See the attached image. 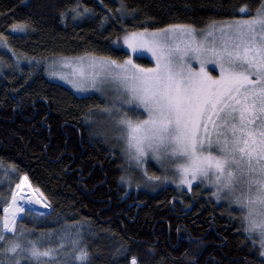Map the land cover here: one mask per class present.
Instances as JSON below:
<instances>
[{"label": "trees", "instance_id": "1", "mask_svg": "<svg viewBox=\"0 0 264 264\" xmlns=\"http://www.w3.org/2000/svg\"><path fill=\"white\" fill-rule=\"evenodd\" d=\"M123 3L136 12L121 18L116 0H0V32L14 53L42 63L85 53L121 61L129 53L113 41L125 29L169 24L201 29L239 17L242 6L252 15L261 0ZM73 8L83 15L77 17ZM19 22L30 24L26 33L11 31ZM137 62L152 66L144 57ZM0 64L6 67L0 70V215L4 199L27 173L50 208L45 216L28 215L20 223L36 235L65 223L82 224L93 264H130L132 257L137 264H190L185 255H195L196 264H261L259 246L253 249L252 240L238 231L239 211L232 208L230 218L228 206L210 199V192L201 187L191 192L173 186L127 189L120 176L129 164L110 147L105 126L103 131L88 125L89 110L92 118L104 105L99 96H77L50 80L43 65L16 67L3 50ZM90 130L101 134L90 135ZM147 169L160 175L151 162Z\"/></svg>", "mask_w": 264, "mask_h": 264}, {"label": "snow or ice", "instance_id": "2", "mask_svg": "<svg viewBox=\"0 0 264 264\" xmlns=\"http://www.w3.org/2000/svg\"><path fill=\"white\" fill-rule=\"evenodd\" d=\"M72 11L83 15L77 8ZM116 11L123 18L136 9H128L121 0ZM60 15L63 20L65 13ZM29 27L19 22L11 29L26 33ZM122 40L132 53L122 62L85 53L53 62L52 67L71 69L70 73L49 74L77 92L91 90L105 98L102 111L108 113L117 141L110 147L120 148L129 167L135 161L147 181H171L190 192L203 186L210 199L227 203L230 218L233 206L239 208L238 231L252 240L253 249L258 235L259 256L264 258V0L255 15L242 6L239 18L213 21L206 29L178 24L125 29ZM7 41L0 32V47L7 48ZM144 53L150 54L152 66L137 62ZM209 64L219 75L212 74ZM87 119L91 122V109ZM100 134L90 130V135ZM149 158L162 175L149 174ZM124 172L120 180L131 184L132 174ZM25 185L28 178L22 175L11 198L3 201L0 264H93L82 224L65 223L36 235L20 223L28 215L45 216L34 207L33 196L50 208L39 188L29 185L32 196L24 195ZM185 259L196 264L195 255ZM131 264H137L136 257Z\"/></svg>", "mask_w": 264, "mask_h": 264}, {"label": "rangeland", "instance_id": "3", "mask_svg": "<svg viewBox=\"0 0 264 264\" xmlns=\"http://www.w3.org/2000/svg\"><path fill=\"white\" fill-rule=\"evenodd\" d=\"M116 1L118 2L119 7H120V6H121V0H116ZM259 7H260V6H259ZM259 7H258V8H259ZM258 8H257V9H258ZM257 9L255 10V12H254L252 15H255V14H256ZM236 18H239V17H236ZM245 18H247V17H245ZM231 19H233V18H231ZM231 19H226V20H221V21H216V22L229 21V20H231ZM211 23H212V22H211ZM211 23L207 24L205 27H203V28H201V29H206ZM178 25H184V24H178ZM164 28H165V27H164ZM11 31H12V29H11ZM114 45L117 46V47H121V48L125 49V50L129 53V55H132V53H130V51H129V50L127 49V47L124 45L123 40H122V37H121L119 43H118V44H114ZM0 50H3L4 52H6L7 54H9V55L12 57V59L14 60V63H15V66H16V67H19V66H21L22 64H25V65H38V66L43 65L47 77H48L50 80H52L53 82L58 83V84H61V85L65 86V87H67L68 89H70V90H71L74 94H76L77 96H87V95H90V94H95V95L99 96V97L104 101V105H103V107L106 105L105 98H104L103 96H101L100 93H97V92H94V91H91V90H90L89 92H86V93L77 92L75 89H73V88L71 87L70 84L66 83L64 80H61L58 76H51V75L49 74V71H53V70H54V71H59V72H69V73L71 72V69H62V68H60L59 66L52 67L53 62H54V61H58V60H60V58H49V59L45 60V61L42 63V62L39 61L38 59H32V60L30 61V59H29L28 57L18 55L17 53H15V55H14V54H13L14 52L12 51V49H11L9 46H8L7 48L0 47ZM97 57H99V56H97ZM142 57L149 59V60L152 62V64L154 63V62L152 61V59H151L150 54H148V53H144V55H143ZM134 58H135V57H134ZM37 61H39V64H37ZM122 61H123V60H121V62H122ZM193 63H194V65H195V62H193ZM17 65H18V66H17ZM46 65L49 67V70H48V71H46ZM195 66L198 67V65H195ZM207 67H208V69H209L210 71H212V74H213V75H219V70L216 69L215 65L209 64V65H207ZM5 68H6V67H5L4 65L0 64V70H2L1 73L4 71ZM1 73H0V74H1ZM103 107H102L100 110H97V111L95 112V115L91 118V122H90V121L88 122V123H89L88 125H89L91 128L96 129V130H99V129L103 130V127L105 126V127L107 128V130H106L107 133H106V134H108V135H107L108 139H109L112 143H116L117 141L114 139V129H113V127H112V123H111V121H110V118H109V116H108V113L102 111ZM141 111H142V110H141ZM103 131H104V130H103ZM117 149L120 151V148H119V147H117ZM123 157H124V156H123ZM150 162L154 165V167H155L157 170L160 171V175H162V171H161V169L159 168V165L156 164V162H155L154 160H152L151 158L148 159V163H147V165H146L147 168H148V164H149ZM135 164H136V162H135V161H132V162H131V167H129V172L132 174V175H131V180H132V182H131V184L126 183L125 186L127 187L128 190H129V189H147V190H150V191H156V190H158V189H160V188H162V187H165V186H173V187H175V188H177V189H179V190H187V191H189L188 188H187L186 186H180V187H178L177 184L172 183L171 181H168V182H163V181H161V182L147 181L146 177H143V169H142V168H137V167L135 166ZM137 181H141L139 187H137ZM201 188L203 189V186H201ZM37 195H38V194H37ZM214 200H215V199H214ZM215 201H216V200H215ZM216 202H217V201H216ZM222 203H224V204L227 205L226 202H222ZM227 206H228V205H227ZM233 208L236 209V210H238L239 213H240V215H242V213H241V211L239 210V208H237L236 206H233ZM38 211H39V210H38ZM47 211H48V209L45 208V207H44L42 210H40V212H43V213H46ZM256 241H257L256 244L259 246V237H258V235H257V237H256ZM130 264H131V262H130Z\"/></svg>", "mask_w": 264, "mask_h": 264}, {"label": "bare ground", "instance_id": "4", "mask_svg": "<svg viewBox=\"0 0 264 264\" xmlns=\"http://www.w3.org/2000/svg\"><path fill=\"white\" fill-rule=\"evenodd\" d=\"M30 185V184H29ZM29 185H25L24 186V192L23 194L26 195V196H32V191L29 189ZM32 189V188H31ZM33 199V203H34V207L37 209V210H42L44 208L43 204L41 203H36V198L35 196L32 197Z\"/></svg>", "mask_w": 264, "mask_h": 264}, {"label": "flooded vegetation", "instance_id": "5", "mask_svg": "<svg viewBox=\"0 0 264 264\" xmlns=\"http://www.w3.org/2000/svg\"><path fill=\"white\" fill-rule=\"evenodd\" d=\"M80 134V133H79ZM23 176H27V178H28V182L30 183V181H29V175L27 174V173H25V174H23ZM30 186H32V185H30ZM31 188H33V187H31ZM47 209H49V208H47Z\"/></svg>", "mask_w": 264, "mask_h": 264}]
</instances>
